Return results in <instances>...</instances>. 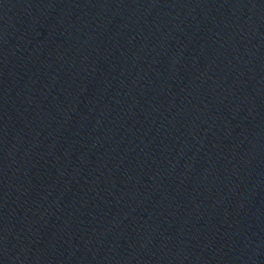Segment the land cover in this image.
<instances>
[{
    "label": "water",
    "instance_id": "95a60500",
    "mask_svg": "<svg viewBox=\"0 0 264 264\" xmlns=\"http://www.w3.org/2000/svg\"><path fill=\"white\" fill-rule=\"evenodd\" d=\"M0 264H264V0H0Z\"/></svg>",
    "mask_w": 264,
    "mask_h": 264
}]
</instances>
